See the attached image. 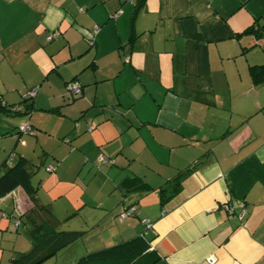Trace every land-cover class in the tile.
Returning a JSON list of instances; mask_svg holds the SVG:
<instances>
[{"label":"crops","instance_id":"0c3cea01","mask_svg":"<svg viewBox=\"0 0 264 264\" xmlns=\"http://www.w3.org/2000/svg\"><path fill=\"white\" fill-rule=\"evenodd\" d=\"M135 3L0 0V100L17 107L36 88L27 117L0 112V167L25 159L34 190L0 197V249H31L17 233L48 210L57 232L84 233L70 253L141 236L155 264H264V85L249 76L264 42L242 35L264 33V0H145L130 43ZM239 202L241 220L223 209ZM128 206L138 216L121 219Z\"/></svg>","mask_w":264,"mask_h":264},{"label":"trees","instance_id":"16d2710c","mask_svg":"<svg viewBox=\"0 0 264 264\" xmlns=\"http://www.w3.org/2000/svg\"><path fill=\"white\" fill-rule=\"evenodd\" d=\"M144 1L145 0H136V3L134 4V10L130 21V43H132L135 39V35L132 30V24L135 21L137 15L142 11L144 7ZM245 34H253L258 39H261L260 41L264 39V33L259 31V29L254 28V26L245 29L242 32V35ZM249 76L253 86H263L264 63L249 67ZM32 99L33 98L22 100L17 107H7L0 100V112H3L5 114L21 113L27 117L32 111V105L31 102H29ZM18 107H22V110L14 111V109ZM18 133L20 132L18 131ZM12 158V155H10L0 167V197H3L13 190L20 188L30 199H32L34 197V190L30 184L31 174L27 171V161L23 158H18L15 162H12ZM8 160H10L9 165L7 164ZM160 194L161 202H163L164 200L162 197V191L160 192ZM238 204L243 205L247 214L245 204L243 202H239ZM238 204L236 205V209H233L228 205L229 208L233 210L235 215L237 212ZM125 208H123V210H125ZM40 209L42 211H45V209ZM45 213L49 214L48 219H44V221L38 224L32 223L31 227L26 233L27 239L31 243L30 251L17 255L10 260V264H41L45 260L55 256L58 252L65 249L67 246L79 240L84 235L83 232L78 231L57 232L53 225V222L55 221L54 218L50 215L48 210ZM24 216L25 213L20 217V219ZM137 216L138 215H129L127 217ZM157 261H159V257L157 256V254L154 251L149 250V244L143 237L140 236L137 238H133L127 242H123L118 245L80 257L72 264H155Z\"/></svg>","mask_w":264,"mask_h":264},{"label":"built area","instance_id":"2783aa9c","mask_svg":"<svg viewBox=\"0 0 264 264\" xmlns=\"http://www.w3.org/2000/svg\"><path fill=\"white\" fill-rule=\"evenodd\" d=\"M119 13L115 14L114 15V18L118 16ZM97 30H93L92 31V35L94 36L96 34ZM57 34L53 33L49 36L48 40H51L53 39ZM261 42H264V39ZM89 43L92 45L93 44V39H89ZM65 92L66 94H69L71 97H76L77 95L81 94V87L79 85V83L77 81H70L68 83H66L65 85ZM35 94H36V89H32V90H29L25 93L22 94V100H27V99H31V98H34L35 97ZM22 110V107H18L16 109H14V111H21ZM87 131H91V129L88 127L86 129ZM18 131L22 134H30L31 133V128L30 126L28 125L27 122H23L19 125L18 127ZM65 143H69V141L67 139L64 140ZM99 161L101 162H107L108 160L106 158H104L103 156H100L99 158ZM7 164L9 165L10 164V160H8ZM54 170V166L53 164H49L48 168H47V171L48 172H52ZM223 209L227 212V213H233V210L229 208L228 204L224 205L223 206ZM246 212H245V209L243 207L242 204H238L237 206V212H236V217L241 220L244 216H245ZM129 215H138V212L136 211V209L132 206H129L127 208H125V210H123L120 214V218L121 219H124L126 218L127 216ZM145 230H150L152 228V224H150L147 220H142L141 221ZM19 225V222H17L16 226ZM209 263L210 264H213L214 263V259L212 258H209Z\"/></svg>","mask_w":264,"mask_h":264},{"label":"rangeland","instance_id":"374dc122","mask_svg":"<svg viewBox=\"0 0 264 264\" xmlns=\"http://www.w3.org/2000/svg\"><path fill=\"white\" fill-rule=\"evenodd\" d=\"M89 44V43H88ZM261 61V60H260ZM263 62H260V64H262ZM66 96L68 97V98H70L71 99V96L69 95V94H66ZM80 96V94L79 95H77L76 97H79ZM75 97V98H76ZM7 140L8 139H4V137H0V145H3V144H6V142H7ZM38 158L39 159H42V156H40V155H38ZM33 161L34 162H38L37 160H36V158L34 157V159H33ZM30 166V165H29ZM48 166L49 165H47L45 168H40V171H43V173H44V171H46V172H48L47 171V168H48ZM41 174H42V172H40ZM84 199L86 200H88V201H90V202H93L95 199H96V196H95V194H93V193H91V192H86V194L84 195ZM90 204H92V203H90ZM94 208H95V211H96V214H99V215H101V214H103L104 213V210L102 209V208H98V205H95L94 206ZM12 232H13V230H12ZM0 234H2L1 232H0ZM17 236L20 238V240H21V238H23V240H25L27 243H28V240L26 239V234L22 231V229H20L19 230V232L17 233ZM81 240V239H80ZM4 241H6V240H4ZM78 245H76L77 247H75V251L73 252V253H70V250L69 251H67V249L66 250H61L60 252H58L55 256H53V257H51V258H49V259H47V260H45L44 262H42L41 264H70V263H72V261L74 262V261H76L77 259H79L80 257H83L82 255H84V254H81V253H83L85 250H84V248H86L87 247V245L85 244V243H83V242H79V243H77ZM4 245H5V243L4 242H0V248H2V247H4ZM9 246H11V245H9ZM10 250H12L13 252H16V251H14L12 248H10ZM30 251V249L29 250H27V252H29ZM13 252H12V254H11V252H6V251H3V250H1L0 249V260H1V257H2V254L4 253V254H6V253H10L11 254V256L12 255H15V256H17V253L16 254H13ZM27 252H24V253H27ZM65 252H67V253H65ZM72 252V251H71ZM20 253H23V252H19V254ZM18 254V255H19ZM87 255V254H86ZM85 256V255H84ZM3 260H4V258H3ZM1 264V263H0ZM2 264H6V263H2ZM10 264V263H9Z\"/></svg>","mask_w":264,"mask_h":264},{"label":"clouds","instance_id":"9594fccd","mask_svg":"<svg viewBox=\"0 0 264 264\" xmlns=\"http://www.w3.org/2000/svg\"><path fill=\"white\" fill-rule=\"evenodd\" d=\"M68 83V82H67ZM66 85V84H65ZM34 89H36V88H34ZM32 90V89H31ZM25 93V92H24ZM29 125V124H28ZM31 128V127H30ZM87 129V128H86ZM87 131V130H86ZM31 133H32V129H31ZM30 133V134H31ZM30 134H27V135H30ZM65 140V139H64ZM64 140H63V142H64ZM68 140V139H67ZM69 141V140H68ZM65 143V142H64ZM66 144H68V143H66Z\"/></svg>","mask_w":264,"mask_h":264}]
</instances>
